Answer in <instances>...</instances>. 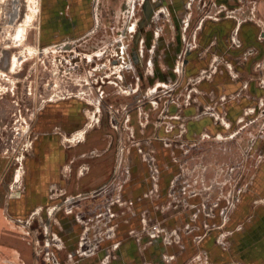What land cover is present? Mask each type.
Segmentation results:
<instances>
[{
  "label": "rangeland",
  "instance_id": "obj_1",
  "mask_svg": "<svg viewBox=\"0 0 264 264\" xmlns=\"http://www.w3.org/2000/svg\"><path fill=\"white\" fill-rule=\"evenodd\" d=\"M93 2L0 0V264H218L264 205V0Z\"/></svg>",
  "mask_w": 264,
  "mask_h": 264
},
{
  "label": "crops",
  "instance_id": "obj_2",
  "mask_svg": "<svg viewBox=\"0 0 264 264\" xmlns=\"http://www.w3.org/2000/svg\"><path fill=\"white\" fill-rule=\"evenodd\" d=\"M239 220L243 221V226L234 230L229 249L212 243L213 239L207 243L212 260L218 264H264V205L256 204L251 208L250 203H246L238 209L233 223Z\"/></svg>",
  "mask_w": 264,
  "mask_h": 264
},
{
  "label": "bare ground",
  "instance_id": "obj_3",
  "mask_svg": "<svg viewBox=\"0 0 264 264\" xmlns=\"http://www.w3.org/2000/svg\"><path fill=\"white\" fill-rule=\"evenodd\" d=\"M98 1V0H97ZM34 9V8H33ZM34 14V13H33ZM28 15H30L29 16V20H27V22H24L23 23V25L22 26H20L21 27V30H20V32H17V34L20 36V38L19 39H17V41H19V44L21 45L22 44V42L23 41H25L26 39H27V34H28V26H29V21H31L32 20V15L31 14H28ZM33 16H35V15H33ZM33 21V20H32ZM29 22V23H28ZM33 23V22H32ZM22 24V23H21ZM20 24H18V26H19ZM20 27H18V29L20 28ZM13 39H14V35H13ZM17 43V42H16ZM126 44V43H125ZM15 55V54H14ZM19 57V56H18ZM26 60L27 59H18L17 58V55H15L13 58H12V62H11V66H10V71L11 72H16V68H17V65L21 62L22 64L24 63V62H26ZM121 71V70H120ZM4 73V72H3ZM5 75V74H4ZM119 76H120V78H123V73L122 72H120V74H119ZM157 89V88H156ZM124 91V92H123ZM125 91H127L126 90V88H124V90H122V92L123 93H126ZM75 96V95H74ZM99 98V97H98ZM89 99V98H88ZM101 99V98H100ZM99 99V100H100ZM90 100V99H89ZM97 100V99H96ZM94 102V101H93ZM97 107H98V109L100 110V103L98 102V104H97ZM253 111H250L249 113H252ZM90 116V115H89ZM91 119V118H90ZM96 120V119H95ZM94 120V121H95ZM119 126V125H118ZM84 128V127H83ZM83 130V129H82ZM87 132V131H86ZM86 136V135H85ZM224 137V135H220L219 136V138H223ZM76 139V138H75ZM74 141V140H73ZM72 142V141H71ZM61 207V204H59V205H55V206H52V210H51V214H52V216H54V214H55V212L59 209ZM46 229L48 228L49 230L48 231H50V225H47L46 224ZM48 246H52L53 244L51 243V242H49L48 244H47Z\"/></svg>",
  "mask_w": 264,
  "mask_h": 264
},
{
  "label": "flooded vegetation",
  "instance_id": "obj_4",
  "mask_svg": "<svg viewBox=\"0 0 264 264\" xmlns=\"http://www.w3.org/2000/svg\"><path fill=\"white\" fill-rule=\"evenodd\" d=\"M93 5H94V7H96V0H95V2H93ZM94 12H95V10H94ZM66 45H67V43L63 44V46H66Z\"/></svg>",
  "mask_w": 264,
  "mask_h": 264
},
{
  "label": "water",
  "instance_id": "obj_5",
  "mask_svg": "<svg viewBox=\"0 0 264 264\" xmlns=\"http://www.w3.org/2000/svg\"><path fill=\"white\" fill-rule=\"evenodd\" d=\"M66 47H67V45H66Z\"/></svg>",
  "mask_w": 264,
  "mask_h": 264
}]
</instances>
